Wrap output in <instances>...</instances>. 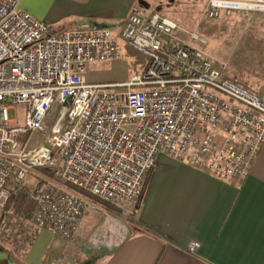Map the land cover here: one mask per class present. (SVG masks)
Listing matches in <instances>:
<instances>
[{"label": "built area", "instance_id": "1", "mask_svg": "<svg viewBox=\"0 0 264 264\" xmlns=\"http://www.w3.org/2000/svg\"><path fill=\"white\" fill-rule=\"evenodd\" d=\"M246 4L207 0L202 15L249 18ZM123 44L142 58L141 72L122 83L87 82V66L117 59ZM206 45L149 10L129 15L118 33L93 23L54 33L20 0H0V211L13 187L42 170L51 180L35 196L36 229L73 244L94 212L86 244L112 250L133 235L135 203L160 155L239 185L264 143V94L227 77V62ZM55 104L65 125L28 149L24 137L46 133ZM16 107L25 111L22 126L8 114ZM93 199L120 212L134 207L122 219ZM199 247L191 241L186 250Z\"/></svg>", "mask_w": 264, "mask_h": 264}, {"label": "crops", "instance_id": "2", "mask_svg": "<svg viewBox=\"0 0 264 264\" xmlns=\"http://www.w3.org/2000/svg\"><path fill=\"white\" fill-rule=\"evenodd\" d=\"M20 9L54 33L83 23L118 33L129 15L149 8L141 0H20ZM122 49L138 55L126 44ZM149 174L140 207L117 214L126 219L135 209L134 233L116 248H90L81 227L73 244L37 229L7 264H264V143L237 186L166 155L158 157ZM191 241L200 244L193 254L186 250ZM8 256L0 248V264Z\"/></svg>", "mask_w": 264, "mask_h": 264}, {"label": "rangeland", "instance_id": "3", "mask_svg": "<svg viewBox=\"0 0 264 264\" xmlns=\"http://www.w3.org/2000/svg\"><path fill=\"white\" fill-rule=\"evenodd\" d=\"M239 1L264 7V0ZM141 2L149 5V12H157L176 22L184 31L195 32L205 39L207 42L205 51L216 60L227 62L225 70L227 77L257 94H264V10L249 12V18L240 12L209 19L202 15L207 0H195L190 3L184 0H141ZM107 29L112 30V28ZM183 37L187 36L183 35ZM141 62L140 56L131 55L122 49L120 56L113 61L89 64L85 79L87 82L96 83L125 81L132 74L140 72ZM58 111L59 106L56 104L48 111L43 122L46 133L35 131L24 137L28 149L46 143L52 128L61 121ZM24 112L22 107H16L8 112L9 117L16 120L14 125H23ZM44 173L34 170L20 186L30 193L39 190L43 186V181L51 180L50 176ZM39 181L42 182L39 184ZM97 219L98 216L94 212L83 219L80 230L85 238L88 237ZM36 231L31 217L23 219L0 211V248L11 253V256L1 264H7L8 261L17 258L30 244Z\"/></svg>", "mask_w": 264, "mask_h": 264}, {"label": "trees", "instance_id": "4", "mask_svg": "<svg viewBox=\"0 0 264 264\" xmlns=\"http://www.w3.org/2000/svg\"><path fill=\"white\" fill-rule=\"evenodd\" d=\"M39 172L44 173V171L39 170ZM45 174V173H44ZM151 179V174H148L145 184L143 187V193L141 198L135 203V207L138 209L140 205L142 204L145 194L147 192L149 182ZM71 189L76 190L71 187ZM37 194V190L34 192H28L25 188L21 186H15L12 189L11 196L9 200L7 201L4 209L2 210L3 212L10 214L12 216H16L19 218L23 219H29L31 217L33 208H34V203H35V196ZM94 202L98 203L100 206L103 208L108 209L114 214H117L119 212L118 209L110 206L109 204L101 203L98 202L97 200L93 199Z\"/></svg>", "mask_w": 264, "mask_h": 264}, {"label": "bare ground", "instance_id": "5", "mask_svg": "<svg viewBox=\"0 0 264 264\" xmlns=\"http://www.w3.org/2000/svg\"><path fill=\"white\" fill-rule=\"evenodd\" d=\"M244 9L247 10H252V11H260V10H264V7L262 6H257V5H251V4H246L242 6ZM263 12V11H262Z\"/></svg>", "mask_w": 264, "mask_h": 264}, {"label": "water", "instance_id": "6", "mask_svg": "<svg viewBox=\"0 0 264 264\" xmlns=\"http://www.w3.org/2000/svg\"><path fill=\"white\" fill-rule=\"evenodd\" d=\"M142 3L145 5L146 8H148V4H146L145 2H142ZM60 118H61V121L55 125V127L58 129L62 128L65 125V116L64 115L60 116Z\"/></svg>", "mask_w": 264, "mask_h": 264}]
</instances>
